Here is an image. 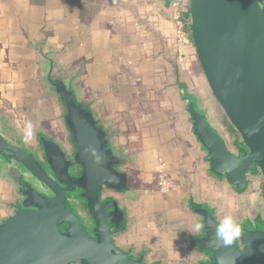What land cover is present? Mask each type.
Listing matches in <instances>:
<instances>
[{
    "label": "crops",
    "instance_id": "crops-1",
    "mask_svg": "<svg viewBox=\"0 0 264 264\" xmlns=\"http://www.w3.org/2000/svg\"><path fill=\"white\" fill-rule=\"evenodd\" d=\"M189 5L0 0V130L27 147L41 132L63 141L64 109L48 79L64 72L115 139L130 183L141 186L138 210L121 201L129 218L116 243L162 264L200 256L190 242L199 233V219L188 200L214 202L222 221L225 197L234 193L228 182L207 173L180 98V88L197 91L230 141L198 60ZM29 122L33 135L25 140ZM162 173L167 187L156 185ZM15 203L12 185L0 176V222L14 213Z\"/></svg>",
    "mask_w": 264,
    "mask_h": 264
},
{
    "label": "water",
    "instance_id": "water-1",
    "mask_svg": "<svg viewBox=\"0 0 264 264\" xmlns=\"http://www.w3.org/2000/svg\"><path fill=\"white\" fill-rule=\"evenodd\" d=\"M189 1L198 60L214 98L241 137L238 151L229 147L197 91L180 88V98L207 173L241 192L248 173L264 178V0ZM52 77L76 151L71 158L59 140L44 132L31 148L0 130V176L16 195L14 213L0 222V264H143L114 242L112 226L120 230L127 222L124 207L114 198L101 199L104 186L125 191L129 185L122 152L70 78ZM74 191L85 199L94 235L69 203ZM191 209L204 224L191 241L208 257L197 264H264L262 222L250 216L244 220V249L238 239L217 246V205L206 201Z\"/></svg>",
    "mask_w": 264,
    "mask_h": 264
},
{
    "label": "flooded vegetation",
    "instance_id": "flooded-vegetation-1",
    "mask_svg": "<svg viewBox=\"0 0 264 264\" xmlns=\"http://www.w3.org/2000/svg\"><path fill=\"white\" fill-rule=\"evenodd\" d=\"M52 76H57L59 77L60 79H64L63 76H59V75H52ZM51 76L50 79H48L49 83H50V86L52 87V92L56 94L58 100L61 102L62 106H63V109H64V102L61 100V96H59L55 90V87L53 86V77ZM72 87V85H71ZM225 113L222 111V114L221 116H223V119H222V123H227L228 124V128H227V131H228V134L230 135V141L227 142V135L225 140L227 142V144L229 145V147L234 150V151H238V148H237V141H241V137L239 136L237 130L235 129V127L232 125V123L229 121V119L227 118V116L224 115ZM63 117H65V112L63 114ZM49 138H52V137H49ZM60 141V140H59ZM39 143V139H36L34 141V146H31V148L37 146ZM60 143L63 144L64 148H66L67 152H68V155L72 158L73 157V154L74 152L76 151V146H75V143L73 142L72 140V134L69 130V128L67 127L65 121H64V140L63 141H60ZM123 158H122V164H121V168L124 167V162H123ZM80 172V168L78 166V171L76 172V174L78 175ZM258 178L259 176H262L261 173H248V186L245 190L241 191V192H237L235 190V188L230 184V187L233 191H234V195L237 196H248L249 193L251 192V190L253 189L252 188V181L253 180H256V178ZM255 178V179H253ZM263 178V176H262ZM168 180V179H167ZM227 182L226 179H223ZM263 182H264V178H263ZM160 183V182H159ZM169 181H168V186H169ZM141 188V186L138 188V187H134L133 184L130 183L129 181V185L127 187V189L125 191H112V190H109L107 187L104 186L103 190H102V196H101V199L102 201H104L105 199L107 198H114L116 200H118L119 204L122 205L121 201L125 202H131V203H135V202H139V200H136L138 198V195H137V192L141 190H139ZM136 191V192H135ZM264 192V191H263ZM263 192H260L261 194L259 196H257V198L255 199V202L252 203L254 208L251 209L252 212H249V210L247 209H244L242 207V205L239 206L238 210L235 212V214L233 215V218L234 220H236L239 224H240V227H241V235L240 237L238 238V242H239V245L242 249H244V247L246 246V243H245V238H244V234H243V231H242V224L244 223V220H246V218H248V216H250V219L254 222H262L264 224V193ZM15 193V192H14ZM230 193H232L230 191ZM81 192L80 191H74L72 193V197L69 199V203L71 206H73L76 211L78 212V214L81 216V219H82V222L84 223V225L89 229V231L94 235V232H93V228H94V221L93 219L90 217V214L89 212L88 213H84V212H81L79 211V206L83 203H85V199L83 197L80 196ZM126 196V199L124 200ZM203 202H194L193 200H188L187 203H186V206L190 209V212L193 213V210L191 209L192 205H200L202 204ZM251 203V202H250ZM136 205H138L137 203H135ZM86 205V204H85ZM251 208V206H250ZM88 209V208H87ZM125 210V209H124ZM89 211V210H88ZM119 216H120V213H118ZM125 214H126V220L128 222V213H127V210H125ZM129 218V217H128ZM249 220V219H248ZM126 222L125 226L122 227L121 224H122V220L119 221L118 226H121L120 227V230H117L115 226H112L111 228V232L114 234V242L115 244L121 248L117 243H116V238L118 236H120L121 234L125 233L126 230H127V226H128V223ZM199 234L202 233V229H200L198 231ZM192 239H190V242H191V245L193 246L194 249H196L193 245V242L191 241ZM122 250L126 251L129 253L130 256L136 258L137 260H140L143 264H162V262L160 260H148L147 257L144 255V254H133L130 250H126V249H123L121 248ZM198 252V251H197ZM198 254L200 256H196V260L193 261V258L189 259L188 262H183V263H186V264H197L198 261L202 260V259H205L207 260L208 257L200 252H198ZM75 264H81L80 262H77Z\"/></svg>",
    "mask_w": 264,
    "mask_h": 264
},
{
    "label": "rangeland",
    "instance_id": "rangeland-1",
    "mask_svg": "<svg viewBox=\"0 0 264 264\" xmlns=\"http://www.w3.org/2000/svg\"><path fill=\"white\" fill-rule=\"evenodd\" d=\"M57 73H58V71H56ZM62 73V76L65 78V79H67L68 77H66V75H65V73L64 72H61ZM218 106H220V105H218ZM221 107V106H220ZM220 107H219V109H218V112H219V114H218V116H219V119L222 117L221 116V114H222V109H220ZM225 115V114H224ZM226 116V115H225ZM225 125V128L227 129L228 128V124H224ZM221 128V127H220ZM159 182H160V184H158V183H156V185H162L161 184V180L159 179L158 180ZM162 186H164V185H162ZM252 190H251V192L249 193V195L248 196H244L243 197V195L242 196H238V198H237V196L236 195H234V194H228L227 195V197H225V202H224V210H225V212L227 213V215H231L232 217H233V215L235 214V212L238 210V208H239V206L240 205H242V207L244 208V209H247V210H249V212H252L251 211V209H253L254 208V206H253V204L252 203H254L255 202V199L257 198V196H259L261 193L260 192H263L264 191V182H263V178H262V176H259L256 180H253L252 181ZM223 191V193H225L224 192V189L222 190ZM264 193V192H263ZM259 194V195H258ZM209 195H210V198H215V196L217 197V195L216 194H214V193H209ZM225 196V195H224ZM224 198V197H223ZM263 201H264V199H263ZM251 202V203H250ZM138 205H132L133 206V208L134 209H136V210H138L137 208H138V206H140L139 204L140 203H137ZM264 204V203H263ZM250 206H251V208H250ZM132 208V209H133ZM132 209H131V211H132ZM228 210V211H227ZM225 217V216H224Z\"/></svg>",
    "mask_w": 264,
    "mask_h": 264
},
{
    "label": "clouds",
    "instance_id": "clouds-1",
    "mask_svg": "<svg viewBox=\"0 0 264 264\" xmlns=\"http://www.w3.org/2000/svg\"><path fill=\"white\" fill-rule=\"evenodd\" d=\"M33 135L32 124L29 122L26 125L25 132V140L31 139ZM197 230L203 229V223H197L195 225ZM241 235V227L240 224L234 220L231 215H227L223 218V220L217 225L215 232V240L217 242V246H230L235 242Z\"/></svg>",
    "mask_w": 264,
    "mask_h": 264
},
{
    "label": "built area",
    "instance_id": "built-area-1",
    "mask_svg": "<svg viewBox=\"0 0 264 264\" xmlns=\"http://www.w3.org/2000/svg\"><path fill=\"white\" fill-rule=\"evenodd\" d=\"M159 178L161 180V184L167 187L168 186L167 176L162 173Z\"/></svg>",
    "mask_w": 264,
    "mask_h": 264
},
{
    "label": "trees",
    "instance_id": "trees-1",
    "mask_svg": "<svg viewBox=\"0 0 264 264\" xmlns=\"http://www.w3.org/2000/svg\"><path fill=\"white\" fill-rule=\"evenodd\" d=\"M189 14H190V9H189ZM79 211L84 212V213H88L89 212L87 207H86V205H85V203H83V204H81L79 206Z\"/></svg>",
    "mask_w": 264,
    "mask_h": 264
}]
</instances>
